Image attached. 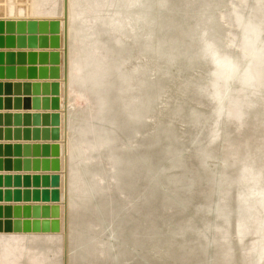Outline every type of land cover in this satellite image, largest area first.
<instances>
[{
  "label": "rangeland",
  "instance_id": "1",
  "mask_svg": "<svg viewBox=\"0 0 264 264\" xmlns=\"http://www.w3.org/2000/svg\"><path fill=\"white\" fill-rule=\"evenodd\" d=\"M0 264H264V0H0Z\"/></svg>",
  "mask_w": 264,
  "mask_h": 264
}]
</instances>
